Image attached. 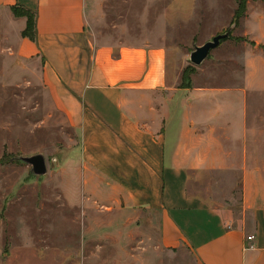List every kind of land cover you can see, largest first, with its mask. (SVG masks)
<instances>
[{"label":"rangeland","instance_id":"374dc122","mask_svg":"<svg viewBox=\"0 0 264 264\" xmlns=\"http://www.w3.org/2000/svg\"><path fill=\"white\" fill-rule=\"evenodd\" d=\"M239 1L86 0V24L98 45L168 50L175 88L148 94L167 116L181 112L176 99L190 90L245 85L264 0H249L232 39L202 66L191 63L197 47L234 26ZM25 19L0 12V264H198L187 248L162 247L151 213L123 211L99 196L103 185L84 167L80 136L48 87L42 61L18 56ZM249 125L264 131V96L249 95ZM258 142L261 153L254 154L264 176V136ZM38 155L47 160L44 177L21 161ZM192 191L252 225V212L243 210L241 173L213 172L193 183Z\"/></svg>","mask_w":264,"mask_h":264},{"label":"crops","instance_id":"0c3cea01","mask_svg":"<svg viewBox=\"0 0 264 264\" xmlns=\"http://www.w3.org/2000/svg\"><path fill=\"white\" fill-rule=\"evenodd\" d=\"M13 8L36 16V42L23 38L18 56L42 61L80 136L84 167L103 185L99 196L123 211L151 213L162 247L187 248L198 264H264V176L254 154L264 131L249 125V95L264 96V16L255 23L258 48L247 57L245 85L190 90L176 99L181 112L165 116L148 94L175 88L167 49L98 45L87 29L86 0H0V12ZM217 171L242 174L252 225L192 191Z\"/></svg>","mask_w":264,"mask_h":264},{"label":"water","instance_id":"95a60500","mask_svg":"<svg viewBox=\"0 0 264 264\" xmlns=\"http://www.w3.org/2000/svg\"><path fill=\"white\" fill-rule=\"evenodd\" d=\"M235 27L236 25L230 28L226 33L218 35L204 46L197 47L191 55V63L196 67L202 66L209 59L211 53L221 47L223 41L231 38ZM21 161L31 166L36 176L44 177L48 174L47 160L43 155L29 158L23 157Z\"/></svg>","mask_w":264,"mask_h":264},{"label":"trees","instance_id":"16d2710c","mask_svg":"<svg viewBox=\"0 0 264 264\" xmlns=\"http://www.w3.org/2000/svg\"><path fill=\"white\" fill-rule=\"evenodd\" d=\"M248 2L249 0L239 1V8L237 10L236 17L233 23V25H236V27H238L240 24V21L246 17ZM12 11L16 17H26L27 18V29L24 32V38L30 39L31 41L36 42V33H37L36 32V16L24 8H13ZM232 37L233 36H231L230 39H232ZM226 41H223L222 44ZM185 80L188 83V85L191 84L188 76H185Z\"/></svg>","mask_w":264,"mask_h":264},{"label":"built area","instance_id":"2783aa9c","mask_svg":"<svg viewBox=\"0 0 264 264\" xmlns=\"http://www.w3.org/2000/svg\"><path fill=\"white\" fill-rule=\"evenodd\" d=\"M253 239H254V237H250V238H249V241H252Z\"/></svg>","mask_w":264,"mask_h":264}]
</instances>
